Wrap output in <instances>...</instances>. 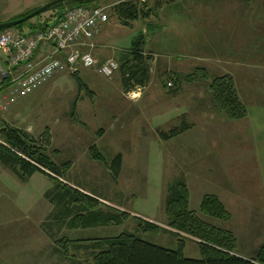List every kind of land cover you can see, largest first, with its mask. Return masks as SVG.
<instances>
[{
    "label": "rangeland",
    "instance_id": "1",
    "mask_svg": "<svg viewBox=\"0 0 264 264\" xmlns=\"http://www.w3.org/2000/svg\"><path fill=\"white\" fill-rule=\"evenodd\" d=\"M54 1L0 0V23ZM243 1L259 8L264 3V0ZM122 2L136 4L139 11L149 16L144 19L139 15V19L122 25L114 13V6ZM216 3V0L91 1L84 5L107 8L108 22L97 31L105 28L104 50L120 57L119 61L114 59L118 71L109 78L100 76L97 68L75 73L87 90L79 89L72 74L64 72L53 76L33 94L8 103L6 108L0 95V127L5 124L22 130L40 144H46L47 131L49 144L44 149L47 156L57 165L68 163L62 184L98 200L96 210L103 214L119 212V208L108 204L111 203L129 215L120 225L72 228L67 217L59 225L58 217L74 212L72 204L61 209L63 186L57 188L56 181L40 173L21 182L0 163V264H93L95 253L88 246L94 240L126 232L174 251L179 238L161 230L171 232L165 226L167 186L182 179L184 169L188 167L186 172L190 174L200 164L206 166L208 184L186 185L188 195L190 192L188 209L209 226L234 237L233 255L243 259L255 257L264 244L262 189L253 165L248 162L250 154L242 146V133H236L230 142H223L219 140L220 131L215 130H219L220 121H239L229 119L215 107L209 89L211 81L225 73L220 66L224 63L215 62L226 51L215 46V37L220 32L214 28L222 29L221 24H213ZM201 4L203 15L197 13ZM72 6L64 3L22 27L26 31L28 26L50 20L57 12ZM138 38L144 41L141 52L147 59L149 80L144 88L130 87L127 91L122 88L120 70L131 59L128 49ZM199 115L204 117L203 125ZM186 124L197 125L198 130L205 132L203 143H198L200 147L188 134L180 136L188 131ZM235 129L238 125L232 131ZM181 130V134L171 139L162 137ZM192 138L196 139L195 135ZM92 147L107 164L90 158ZM117 155L121 156V167L114 176L109 164ZM218 173L223 174L224 181L229 178L235 188L230 199L221 192V203L230 214L227 221L206 217L199 211L204 196L218 198L219 192L212 183L213 175ZM46 194H50V199ZM77 200L78 209L84 210L88 201L79 197ZM135 217L159 229L141 232ZM179 236L184 241V257L199 260L196 241L183 234Z\"/></svg>",
    "mask_w": 264,
    "mask_h": 264
},
{
    "label": "trees",
    "instance_id": "2",
    "mask_svg": "<svg viewBox=\"0 0 264 264\" xmlns=\"http://www.w3.org/2000/svg\"><path fill=\"white\" fill-rule=\"evenodd\" d=\"M67 3L71 6L84 5L90 2L72 3L63 2L50 5L49 10ZM72 6V7H73ZM86 6V5H85ZM60 10V9H57ZM65 9L57 12L55 18L60 16ZM60 13V14H59ZM114 13L122 25H128L129 22L149 15L144 11H139L136 4L132 2H122L114 6ZM27 15V14H26ZM24 15V16H26ZM24 16L15 18L14 21ZM50 20L38 22L35 25L27 27L31 33L43 31L48 27ZM26 22L14 27L20 32L24 31L22 27ZM4 30H0L2 32ZM144 41L140 38L133 41L128 50L132 56L130 60L124 62L121 66L122 87L127 90L130 87L143 88L149 80L147 59L144 58L141 47ZM127 50V51H128ZM78 84L79 89H85L81 79L77 74H72ZM206 77V76H205ZM83 89V90H84ZM215 107L223 111L231 120H241L246 118L247 112L240 102L233 79L229 75L214 78L209 86ZM128 91V90H127ZM89 92V91H88ZM185 127L183 129L186 130ZM181 131L172 132L162 137L167 140L181 134ZM44 143L31 139L26 132L3 124L0 127V163L13 173L21 182L28 181L35 173H40L45 177L56 181L57 188L60 189V206L65 209L72 204L74 212L68 211V215L58 217L56 223L61 225L67 217L69 226L74 228H96L101 226L120 225L123 219H128L129 215L125 212L112 214H103L96 210L99 201L95 200L73 187L62 184L63 171L68 168V163L63 165L55 164L46 154L45 146L49 144L47 131L44 134ZM90 158L102 164H107L104 158L95 148L90 149ZM110 172L116 176L120 172L121 156L117 155L112 159ZM87 200L84 210H79V200ZM50 199V194H46ZM189 195L185 182L180 179L167 186V193L164 204V214L167 223L165 226L172 231L161 229L164 232L171 233L178 239L177 249L169 251L156 245L147 243L133 234L126 232L117 237L94 240L88 249L94 251L93 264H264V244L258 249L254 258L243 259L234 254L235 239L227 231L209 226L198 216L194 215L188 209ZM76 209V210H75ZM78 209V212H77ZM67 211V210H66ZM199 211L202 215L221 221L230 219V214L226 211L221 201L213 196H204ZM72 214V215H71ZM141 232L148 233L159 229L157 225L151 222L135 218ZM179 234L193 238L199 247L200 259L193 260L184 257V241L180 239ZM182 238V237H181ZM184 238V237H183Z\"/></svg>",
    "mask_w": 264,
    "mask_h": 264
},
{
    "label": "crops",
    "instance_id": "3",
    "mask_svg": "<svg viewBox=\"0 0 264 264\" xmlns=\"http://www.w3.org/2000/svg\"><path fill=\"white\" fill-rule=\"evenodd\" d=\"M216 2L218 7L215 5L213 24L217 26L221 24L222 29L214 28V30L220 32L215 37V46L224 47L226 51H224L225 55L218 57L219 59L216 58L218 60L215 62L224 63L220 64V66L224 68V72L227 74H221L229 75L235 80L236 91L240 101L244 104L247 116L239 121H220L219 130H215L220 131L219 140L223 142H230L236 138V133H242L244 142L241 145L247 150V154H250L248 162L253 165L254 176L259 181L262 195L264 196V3L259 8L250 6L243 0H216ZM203 10L202 4L197 7L198 14L203 15ZM256 11L258 12L257 14L255 13ZM254 15L255 18L253 17ZM104 29L100 28L93 40L85 47L80 48L82 51L90 53L98 65L106 59L120 60V57H116L114 53H108L104 50V48H107L105 47V37L103 35ZM213 68L209 67L211 71L214 70ZM90 74L94 75L93 72H90ZM93 99H95V96ZM137 101H134V105ZM199 116L203 125L204 117L202 115ZM186 125L188 126V131L180 136L184 137L188 134V137H191L190 140H196L197 148L200 147L198 143H203L205 132L198 130L197 125ZM236 125H238V129L233 132L232 130ZM194 135L196 139L192 138ZM185 155L187 157L190 154ZM187 169L188 167L180 175L187 187L189 182H194L198 186L203 183L208 184L206 182V166L204 164L197 166L190 174L186 172ZM222 175V173L214 174L212 178V183L216 187L215 190L219 192V195H217L220 201L223 199L222 193H226L229 199L233 194L235 195V188L232 187L229 178L224 181ZM225 189L228 191H225Z\"/></svg>",
    "mask_w": 264,
    "mask_h": 264
},
{
    "label": "built area",
    "instance_id": "4",
    "mask_svg": "<svg viewBox=\"0 0 264 264\" xmlns=\"http://www.w3.org/2000/svg\"><path fill=\"white\" fill-rule=\"evenodd\" d=\"M107 21L104 7L74 6L43 31L1 32L0 95L5 102L4 108L8 103L33 94L54 75L96 68L93 57L79 48L86 46ZM43 48L46 49L41 52ZM117 70L118 64L114 60H107L97 67L103 77H110Z\"/></svg>",
    "mask_w": 264,
    "mask_h": 264
},
{
    "label": "water",
    "instance_id": "5",
    "mask_svg": "<svg viewBox=\"0 0 264 264\" xmlns=\"http://www.w3.org/2000/svg\"><path fill=\"white\" fill-rule=\"evenodd\" d=\"M91 1H94V0H56L50 4H46L45 6L27 14L26 16H24L22 18H19V19L14 20V21L0 23V30L11 29V28H14L18 25L23 24L26 21H29L30 19H32L38 15H41L42 13L47 12L50 5H52V4L63 3V2L83 3V2H91Z\"/></svg>",
    "mask_w": 264,
    "mask_h": 264
},
{
    "label": "bare ground",
    "instance_id": "6",
    "mask_svg": "<svg viewBox=\"0 0 264 264\" xmlns=\"http://www.w3.org/2000/svg\"><path fill=\"white\" fill-rule=\"evenodd\" d=\"M134 97H135V96H134ZM134 97H133V98H134Z\"/></svg>",
    "mask_w": 264,
    "mask_h": 264
}]
</instances>
